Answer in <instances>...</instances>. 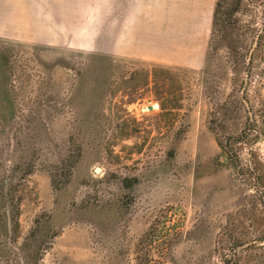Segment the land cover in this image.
I'll use <instances>...</instances> for the list:
<instances>
[{"label": "rangeland", "instance_id": "obj_1", "mask_svg": "<svg viewBox=\"0 0 264 264\" xmlns=\"http://www.w3.org/2000/svg\"><path fill=\"white\" fill-rule=\"evenodd\" d=\"M215 1L0 0V264H264V0L209 47ZM137 5L193 6L203 66L107 53Z\"/></svg>", "mask_w": 264, "mask_h": 264}, {"label": "crops", "instance_id": "obj_2", "mask_svg": "<svg viewBox=\"0 0 264 264\" xmlns=\"http://www.w3.org/2000/svg\"><path fill=\"white\" fill-rule=\"evenodd\" d=\"M184 16L177 13L166 15L165 20L144 21L142 6H134V20L122 18L121 32L116 35L107 31L106 50L116 57H130L153 61L163 65L201 68L205 61L207 39L195 33L200 24V15H193V6L187 5ZM187 7V8H188ZM192 13V14H188ZM124 19V20H123ZM212 19V16H211ZM129 23V34L124 30ZM114 26L112 25V28Z\"/></svg>", "mask_w": 264, "mask_h": 264}, {"label": "trees", "instance_id": "obj_3", "mask_svg": "<svg viewBox=\"0 0 264 264\" xmlns=\"http://www.w3.org/2000/svg\"><path fill=\"white\" fill-rule=\"evenodd\" d=\"M241 1L242 0H216L215 1L213 13H212V20H211V35H210L211 37L209 41V47L212 46V44H217L219 46L221 45L222 40H227L226 39L227 31L228 29H230L232 24H234L237 21V19L235 18V15L239 12ZM4 95L8 96V91H5ZM5 108L6 109L4 110V112L1 113L3 121L5 117L9 116L7 111L10 112V110H12L11 106L9 105ZM248 125H249V119L247 121V126ZM248 128L250 129V126H248ZM243 138H244V133L234 138L229 136L225 138V145L231 148L232 146L236 144L242 143L244 140ZM225 145L223 146L222 143L219 141V146L223 150L227 149ZM27 175H28L27 172L23 173L22 178L24 179V177ZM5 183H6V180L4 179L1 189H0V206H4L3 208H0V231H3V232L6 231V229L8 228V222H10V219L14 221V224L16 225L15 219L17 220V217L19 216L20 204L22 201L20 197H16L14 195L16 191H14L12 194L9 195V191H8L9 189L7 188V191L5 193L3 192ZM14 188L10 187V190L13 191ZM10 214H11V217H10ZM263 241L264 239H262L261 242ZM238 246H236V248ZM236 248H234V250ZM234 261L235 259H234V254H233L231 257V260L227 261V263L232 264Z\"/></svg>", "mask_w": 264, "mask_h": 264}, {"label": "bare ground", "instance_id": "obj_4", "mask_svg": "<svg viewBox=\"0 0 264 264\" xmlns=\"http://www.w3.org/2000/svg\"><path fill=\"white\" fill-rule=\"evenodd\" d=\"M99 172V171H98Z\"/></svg>", "mask_w": 264, "mask_h": 264}]
</instances>
